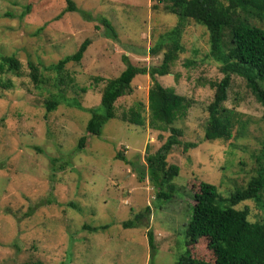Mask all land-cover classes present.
Here are the masks:
<instances>
[{"label":"rangeland","instance_id":"374dc122","mask_svg":"<svg viewBox=\"0 0 264 264\" xmlns=\"http://www.w3.org/2000/svg\"><path fill=\"white\" fill-rule=\"evenodd\" d=\"M72 2L75 10L66 9L67 0H0V56L15 55L22 64L19 76L4 75L13 87L0 88V264H174L186 250L185 223L198 183L217 185L224 197L256 174L264 107L245 79L232 74L223 105L239 113L234 136L203 139L214 94L209 82L223 73L208 55L206 28L186 20L183 52L156 79L192 100L187 116L174 126L182 130L181 142L195 141L197 146L172 148L166 160L179 166L174 192L155 198L157 187L148 177L140 181L139 173L146 170V155L170 132L148 124V74L136 75L132 92L115 102L117 115L141 102L145 124L111 118L99 136L88 135L84 148L77 147L86 135L87 109L100 108L105 80L119 75L127 61L158 65L162 52L152 55L149 50L177 24L178 16L153 0ZM105 19L115 38L108 35ZM86 38L90 44L82 59L67 63L59 81L47 66L73 53ZM29 61L40 68L41 82L31 79ZM51 97L59 104L46 111L45 100ZM77 102L85 109L77 108ZM117 153L127 160L116 158ZM147 205L151 211L142 224L122 227ZM245 207L252 222L262 215L253 200L235 206ZM84 224L101 229H83ZM188 248L197 258L213 259L209 238L201 237Z\"/></svg>","mask_w":264,"mask_h":264},{"label":"trees","instance_id":"16d2710c","mask_svg":"<svg viewBox=\"0 0 264 264\" xmlns=\"http://www.w3.org/2000/svg\"><path fill=\"white\" fill-rule=\"evenodd\" d=\"M163 2L169 13L178 16L177 24L158 37L150 48L156 55L162 52L158 65L136 66L127 61L126 67L116 77L105 80L101 91L100 108H88L90 116L86 121V135L78 140V149L84 148L88 135L99 136L103 125L111 118L143 126L145 124L144 107L136 102L120 114L116 113L115 102L132 92L131 81L138 74H148L151 85L147 92V112L149 126L154 130L169 131L162 145L153 153L146 155V170H141L139 180L145 177L157 187L155 198H168L174 192L172 180L179 173L177 164L168 163L167 156L176 145H182L183 151L195 148L197 142L183 141L182 130L174 126L176 120L187 116L192 100L177 93L171 87L159 83L156 76L169 72L170 66L183 52L181 34L186 20H192L204 26L209 37L208 55L220 65L223 76L218 81H210L214 89L213 99L207 106L208 118L204 127L205 141H227L234 134L239 123V113L235 108L225 107L227 90L231 83V75L243 77L247 87L264 107V0H153ZM67 10H75L72 0H67ZM156 7V4H154ZM108 35L116 37V32L108 20H103ZM256 22H260L257 24ZM90 38L84 39L71 54L64 55L47 69L57 74L59 81L64 80L65 67L69 62H79ZM124 60L126 58L124 57ZM28 67L33 82H41L40 68L29 61ZM22 64L15 55L0 56V88L13 87V81L4 79V75L21 74ZM59 101L55 97L45 100L46 111H53ZM76 107L85 109L78 102ZM263 139L257 157L256 174L244 185L235 187L227 196H221L215 184L201 180L193 194V206L190 219L185 223L186 250L180 254L174 264H264V110ZM116 158L126 161L121 153ZM166 186V190L165 187ZM253 200L262 215L255 221L248 219L247 208L237 209L235 206L242 201ZM149 205L137 212L131 219L122 222V227H134L142 224L150 214ZM83 229L97 231L98 227L83 225ZM148 243L154 248L153 236L147 232ZM209 238V247L213 259L204 260L193 256L189 246L199 238ZM31 264H45L42 261Z\"/></svg>","mask_w":264,"mask_h":264}]
</instances>
